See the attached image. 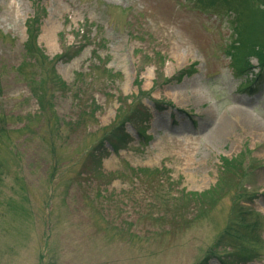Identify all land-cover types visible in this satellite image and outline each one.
<instances>
[{"label": "rangeland", "instance_id": "374dc122", "mask_svg": "<svg viewBox=\"0 0 264 264\" xmlns=\"http://www.w3.org/2000/svg\"><path fill=\"white\" fill-rule=\"evenodd\" d=\"M210 2L0 0V264H264V71Z\"/></svg>", "mask_w": 264, "mask_h": 264}, {"label": "trees", "instance_id": "16d2710c", "mask_svg": "<svg viewBox=\"0 0 264 264\" xmlns=\"http://www.w3.org/2000/svg\"><path fill=\"white\" fill-rule=\"evenodd\" d=\"M209 1V0H208ZM221 1L228 3V6L235 8L234 11H236L239 15L238 20H241L243 17V12H249L251 14V21L250 23L247 22H241L240 24V29L238 32H236V38L237 40L233 42L232 46L229 49V56L231 58L232 64H233V69L236 70V72L242 76L245 74L248 70H250L251 66L249 64V60L251 58H257L258 63L260 65V70L262 72L264 71V8L262 9H257L256 7H249L248 5H251L254 0H211L210 4L214 5L215 3H220ZM231 1H234L235 3H231ZM262 15V16H261ZM38 22L35 21L34 23L28 24V36H29V41L27 44V49L28 53L31 55H36L39 53L37 46H36V39L38 37V28H37ZM67 56L66 52L63 57H60V60H63ZM43 61L46 62V58L42 57ZM73 59V58H72ZM70 59L69 61H71ZM35 64H37V59L32 58ZM43 95L38 94L37 97L40 100V104L44 105L45 101L44 98H42ZM0 99H1V92H0ZM132 106V105H130ZM140 109H138L136 112L131 111V115H133V121L132 119H125L123 121H120V126L116 128V132H119V130L122 128L124 125V122L126 121L127 123H134L137 119V114L139 116L142 115L141 112H139ZM124 109L121 110L120 113H122ZM136 116V119H135ZM140 122H143L141 120ZM0 123L4 124L5 122L0 119ZM3 132V130L0 127V133ZM115 133L110 134L108 137H106L107 142H112L113 139H115ZM122 139V141H124ZM113 146V150L119 151V148L114 144L110 143ZM225 166V165H224ZM234 166L233 164H228L226 163V167L224 168V174H230V177L232 178L233 174L231 172V168ZM235 167V166H234ZM238 177L235 176V178ZM211 192L205 193V194H197L195 195L198 198H201V196H208L210 195ZM211 197L210 199H212ZM179 217H175V219H178ZM256 228L254 229V231ZM248 254H251L252 257L254 255L251 252H247ZM251 257V258H252ZM206 264V262H204Z\"/></svg>", "mask_w": 264, "mask_h": 264}]
</instances>
